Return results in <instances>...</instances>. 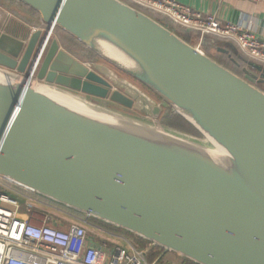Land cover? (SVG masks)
I'll use <instances>...</instances> for the list:
<instances>
[{
	"label": "water",
	"instance_id": "1",
	"mask_svg": "<svg viewBox=\"0 0 264 264\" xmlns=\"http://www.w3.org/2000/svg\"><path fill=\"white\" fill-rule=\"evenodd\" d=\"M16 1L43 27L18 58L10 34L0 39L11 77L0 79V177L161 248L155 263L173 252L196 264H264V66L239 55V75L202 50L237 53L234 44L204 36L192 45L122 0ZM56 29L201 137L99 108L106 114H90L36 90L40 80L134 104L124 92L108 95L110 82L60 48ZM147 106L155 118L162 111Z\"/></svg>",
	"mask_w": 264,
	"mask_h": 264
},
{
	"label": "built area",
	"instance_id": "2",
	"mask_svg": "<svg viewBox=\"0 0 264 264\" xmlns=\"http://www.w3.org/2000/svg\"><path fill=\"white\" fill-rule=\"evenodd\" d=\"M122 1L193 31L199 41L209 36L230 42L242 55L264 66V40L240 23L221 22L176 0ZM35 205L49 206L60 214H35ZM85 224L86 220L71 210L53 202L47 204L0 177V264H177L164 261V256L155 263L159 254L149 260L147 255L153 246L149 242L139 248L121 237L127 250L120 245L99 244Z\"/></svg>",
	"mask_w": 264,
	"mask_h": 264
},
{
	"label": "rangeland",
	"instance_id": "3",
	"mask_svg": "<svg viewBox=\"0 0 264 264\" xmlns=\"http://www.w3.org/2000/svg\"><path fill=\"white\" fill-rule=\"evenodd\" d=\"M0 6L5 8L6 11L13 17L12 19L16 22H19L18 25L13 24L12 21L10 23L6 24V26L0 25V39L1 36H7V33L10 34V37L15 40V44L19 45L20 49L16 50V56L17 58L21 56L24 46L27 42V37L29 34L37 28H42L43 24L40 21L39 16L32 12L29 9H26V7H22L23 5L17 2L16 0H0ZM22 8H25L28 11H24ZM26 13V16L25 15ZM21 21V23H20ZM23 21V22H22ZM16 37V38H15ZM52 37L57 38L58 43L60 45V48H62L64 51H66L69 55L74 57L76 60H78L80 63L85 64L88 66L91 70L96 71L98 74L102 75L104 78H106L110 84V92L108 95H110L112 90H118L121 92H124L125 94L129 95L134 100V104L131 107H127L124 105H121L119 103H116L114 101H110L108 98L106 99H100L88 94H85L81 91L71 90L67 87L60 86L57 84H50L46 83L44 81H34L35 84L41 88H52L59 89L65 92H68L72 94L73 96L88 102L89 104L94 105L96 108L103 109L104 111H111L113 113H116L120 116H123L125 118L139 121L142 123L150 124V125H156L162 128L166 129H173L177 130L179 132L195 136V137H201L197 136L195 134H191L185 130H180L174 127H170L162 123V116L169 110H171L170 107L165 106L161 103L160 98H158L155 94H153L150 90H148L146 87H144L142 84L137 82L136 80L130 78L129 76L125 75L124 73L120 72L119 70L115 69L113 66L106 63L100 56H98L95 52L92 50L86 48L83 44H81L79 41L74 39L72 36L67 34L66 32L56 29ZM17 39V40H16ZM22 39V40H21ZM21 41V43H19ZM6 42V41H3ZM202 50L209 55L211 58L215 59L216 61L220 62L222 65L228 67L235 73L239 75L241 74V68L237 67L231 60L226 57L219 54L215 49L213 48H207L202 47ZM101 66H107L108 70L107 72H104V74H101ZM5 67L0 66V69ZM121 79V81L116 80ZM137 90L135 92V90ZM139 94L144 95L146 97L147 101L144 100ZM109 97V96H107ZM149 104H159L162 106V111L158 114V116L155 118L148 106ZM172 111V110H171ZM173 112V111H172ZM38 199L46 202L47 204H50V201H47L46 199H42V197L37 196ZM23 203H21V206ZM35 214H50L55 217H58L60 212L55 211L54 209H51V207L42 206V205H35L34 207ZM86 228L90 232V234L94 236L95 240L101 244L103 242H106L110 245V247L114 246H121L123 249H128L127 244L123 240V238H127L129 241L134 243L135 246L141 248L143 244H140L137 240H135L134 237L128 235L125 233L126 231L121 230H115V229H109L106 228L100 224H96L92 222L91 220H88L86 222ZM97 229V231H95ZM119 229V228H118ZM129 233V232H128ZM132 234V233H131ZM133 236H136L132 234ZM123 237V238H121ZM138 237V236H137ZM139 238V237H138ZM143 248V247H142ZM166 258L164 257V261L170 260L171 262H176L177 264H182L183 258L178 256L177 254L173 252H167L165 253Z\"/></svg>",
	"mask_w": 264,
	"mask_h": 264
},
{
	"label": "crops",
	"instance_id": "4",
	"mask_svg": "<svg viewBox=\"0 0 264 264\" xmlns=\"http://www.w3.org/2000/svg\"><path fill=\"white\" fill-rule=\"evenodd\" d=\"M176 1L188 5L194 9H197L203 14L214 15L221 22L240 23L246 26L250 31H252L260 40H264V1H260V2H251L248 0H176ZM22 7H26V6L23 5ZM22 9L24 11H28L26 10L28 9L27 7L26 9L25 8ZM26 13L27 12H25L24 16H26ZM12 18L13 17L6 11V9L0 6V25L6 26V24L10 23V21H12L13 24L18 25L19 22L14 21ZM170 29L174 31L176 34H178L181 38H183L182 33H184L185 30H183L182 28L176 25H173V27H170ZM188 43L192 45H198L199 40L196 36H193ZM258 86L262 90H264V84H258ZM164 257L166 258L167 256L164 255Z\"/></svg>",
	"mask_w": 264,
	"mask_h": 264
},
{
	"label": "trees",
	"instance_id": "5",
	"mask_svg": "<svg viewBox=\"0 0 264 264\" xmlns=\"http://www.w3.org/2000/svg\"><path fill=\"white\" fill-rule=\"evenodd\" d=\"M145 12L147 14H149L150 16L154 17L155 19H157L158 21L162 22L163 24H165L169 28L173 27V25H174L171 22H169L166 18H164L163 16H161L159 14H156V13H153V12H149V11H145ZM178 27H180V26H178ZM180 28H182V27H180ZM182 29L185 30V32L182 33V36L188 42L191 40V38L193 36H197L193 31H189V30H186L184 28H182ZM218 41L221 43V45L227 43L224 40H218ZM204 47L213 48L212 46H203V48ZM213 49H215V48H213ZM217 52L219 54H221L222 56L228 57L231 60V62H233L237 67H240L241 68V74H243V70L242 69L245 66V63L243 62L242 59L239 58V55H242L239 52V50H238L237 53H234L232 50H229L228 53H222V52H219V51H217ZM242 56H244V55H242ZM245 58H247V57H245ZM161 120H162V123H164L167 126L174 127V128L180 129V130H185V131H187V132H189L191 134H195L197 136H200V134L188 122H186L181 116H179L178 114L172 112L171 110L167 111L162 116ZM42 199H45V198H42ZM73 213L78 215V213H75V212H73ZM91 219H92L93 223L100 224V225H102V226H104L106 228L115 229V230H121V229H118V228H116V227H114L112 225L106 224V223H104L102 221L90 218V220ZM121 231H123V230H121ZM125 233H127L128 235L134 237L135 240L140 242V244H143L142 247H144L146 244H148L147 241H145V240H143L141 238H138L137 236H133L131 233H128V232H125ZM160 253H161V248H159L157 246H152L151 249H150V252L147 255V257H148L149 260H153ZM182 264H196V263H194V262H192L191 260H188V259H183L182 260Z\"/></svg>",
	"mask_w": 264,
	"mask_h": 264
},
{
	"label": "bare ground",
	"instance_id": "6",
	"mask_svg": "<svg viewBox=\"0 0 264 264\" xmlns=\"http://www.w3.org/2000/svg\"><path fill=\"white\" fill-rule=\"evenodd\" d=\"M7 78H11L10 74L7 73L6 71H4L3 69H0V79H7ZM119 80V79H116ZM119 81L122 80L120 79ZM32 82V81H31ZM35 89L45 93L49 96H52L54 98H56L57 100L63 102L66 105H69L70 107L76 108L78 110L90 113V114H94V115H104L106 113L99 111V109L93 107L92 105H90L89 103H86V101H83L75 96H73L72 94L59 90V89H54V87L52 88H41L39 86H37L35 84ZM140 95V94H139ZM141 97H144V95H141ZM211 152V151H210ZM213 153H216L214 151H212ZM211 152V153H212Z\"/></svg>",
	"mask_w": 264,
	"mask_h": 264
},
{
	"label": "flooded vegetation",
	"instance_id": "7",
	"mask_svg": "<svg viewBox=\"0 0 264 264\" xmlns=\"http://www.w3.org/2000/svg\"><path fill=\"white\" fill-rule=\"evenodd\" d=\"M78 217H82V218H84L85 220H86V222L88 221V220H90V218H86L84 215H82V214H78L77 215Z\"/></svg>",
	"mask_w": 264,
	"mask_h": 264
}]
</instances>
